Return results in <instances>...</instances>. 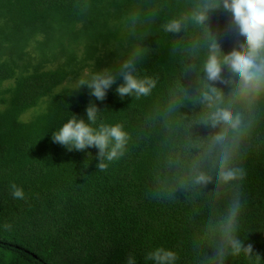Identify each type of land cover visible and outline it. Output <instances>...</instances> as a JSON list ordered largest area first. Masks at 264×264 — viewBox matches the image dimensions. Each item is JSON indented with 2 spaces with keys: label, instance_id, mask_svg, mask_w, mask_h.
Here are the masks:
<instances>
[{
  "label": "trees",
  "instance_id": "trees-1",
  "mask_svg": "<svg viewBox=\"0 0 264 264\" xmlns=\"http://www.w3.org/2000/svg\"><path fill=\"white\" fill-rule=\"evenodd\" d=\"M173 20L180 31L165 30ZM213 42L224 54L241 47L221 0H0V264H151L158 247L175 264H264V93L241 99L226 69L209 81ZM128 61L155 81L147 95L116 93ZM104 70L116 83L102 102L75 87ZM90 101L98 124L128 136L104 170L97 149L51 139ZM217 108L239 114L240 129L213 127ZM222 155L242 179L217 178ZM197 171L207 184L192 182ZM237 201L232 235L249 255L228 244Z\"/></svg>",
  "mask_w": 264,
  "mask_h": 264
},
{
  "label": "clouds",
  "instance_id": "clouds-1",
  "mask_svg": "<svg viewBox=\"0 0 264 264\" xmlns=\"http://www.w3.org/2000/svg\"><path fill=\"white\" fill-rule=\"evenodd\" d=\"M227 11L231 13L233 27L238 34L241 47L235 48L228 54L220 51L218 45L213 42L209 46V55L203 65V71L209 81L220 82L221 73L225 69L234 81L233 88L241 99L251 103L259 95L264 93V0H221ZM218 5L213 3L210 8ZM196 14L193 19L196 23H204L208 19L207 11ZM182 22L173 20L164 28L169 32L181 30ZM132 61L123 64L121 70L122 83L115 91L121 97L147 95L155 81L140 79L134 75ZM116 83V77L108 70L93 74H85L77 81L76 88H87L89 94L96 101L105 99L107 90ZM215 91V89H212ZM100 111L94 103L89 102L85 109V117L81 118L71 114L58 129L51 133L53 143L63 146L67 151L84 152L87 149H97V166L100 170L107 167L105 162H112L124 155L128 136L120 124L97 123ZM210 120L213 127L219 126L224 130L237 131L241 127V116L231 114L228 111L217 108L212 113ZM215 144L223 143V136H217ZM227 157L221 156L218 164L217 178L223 182H231L243 178L241 169H232L227 166ZM87 167V162L85 163ZM209 177L203 173L195 172L192 182L203 185L209 182ZM12 196L15 199H23L24 192L16 185H12ZM240 204L237 201L231 210L228 220V244L235 253L243 251L246 255L251 254V246L243 247L242 242L232 235L235 221L239 212ZM146 259L151 264H175L176 254L166 248L158 247L147 253ZM126 264H137L136 257L129 255Z\"/></svg>",
  "mask_w": 264,
  "mask_h": 264
}]
</instances>
